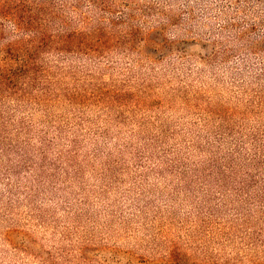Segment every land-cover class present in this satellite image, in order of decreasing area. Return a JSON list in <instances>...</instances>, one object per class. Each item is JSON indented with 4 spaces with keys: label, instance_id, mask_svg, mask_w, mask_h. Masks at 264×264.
Wrapping results in <instances>:
<instances>
[{
    "label": "rangeland",
    "instance_id": "374dc122",
    "mask_svg": "<svg viewBox=\"0 0 264 264\" xmlns=\"http://www.w3.org/2000/svg\"><path fill=\"white\" fill-rule=\"evenodd\" d=\"M150 1L129 0L132 22L158 25ZM159 2L173 46L93 68L147 101L0 110V264H170L174 248L181 264H247L250 244L264 256V165L247 134L259 122L214 111L245 97L235 79L258 71L246 46L264 16L248 0Z\"/></svg>",
    "mask_w": 264,
    "mask_h": 264
},
{
    "label": "trees",
    "instance_id": "16d2710c",
    "mask_svg": "<svg viewBox=\"0 0 264 264\" xmlns=\"http://www.w3.org/2000/svg\"><path fill=\"white\" fill-rule=\"evenodd\" d=\"M240 1L241 0H236ZM258 3L254 15L264 16V0H248ZM124 0H0V110L11 116L19 108L34 107L49 110L52 106L71 105L78 110L88 105L111 107L125 103H143L148 100L141 90L117 86L103 77H96L94 67H100L120 48L146 43L147 47H172L168 36L171 24L169 14H159L160 6H152L159 0H151L152 16H162L157 26H141L127 13L131 2ZM152 2V3H151ZM176 18H174L175 20ZM263 29L246 47L248 54L261 59L255 74L245 76L241 70L235 79L239 92L245 97L235 107L218 108L217 113L228 111V116L251 115L258 127L247 134L258 142L256 155L262 154L264 165V17L259 24ZM238 32V40L248 35ZM223 59L230 52L221 55ZM218 57V51L210 52V59ZM247 59L244 58L243 61ZM243 76V78L241 77ZM146 95H149L148 93ZM9 106V109H6ZM4 119V118H3ZM264 207V202H263ZM249 247V246H248ZM176 249L170 264H181L183 256ZM247 264H264V256H256L254 244H250ZM84 251L83 253H85ZM174 253L176 255H174ZM187 264H244L237 259L224 263L220 258L210 262H198L184 257ZM188 261V262H187ZM101 264H104L101 263ZM106 264V263H105Z\"/></svg>",
    "mask_w": 264,
    "mask_h": 264
}]
</instances>
